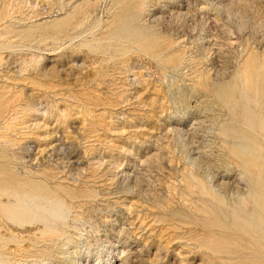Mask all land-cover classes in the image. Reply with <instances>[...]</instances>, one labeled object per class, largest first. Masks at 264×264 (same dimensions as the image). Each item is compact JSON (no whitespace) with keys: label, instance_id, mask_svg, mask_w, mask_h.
Wrapping results in <instances>:
<instances>
[{"label":"rangeland","instance_id":"1","mask_svg":"<svg viewBox=\"0 0 264 264\" xmlns=\"http://www.w3.org/2000/svg\"><path fill=\"white\" fill-rule=\"evenodd\" d=\"M263 170L264 0H0V264H264Z\"/></svg>","mask_w":264,"mask_h":264},{"label":"bare ground","instance_id":"2","mask_svg":"<svg viewBox=\"0 0 264 264\" xmlns=\"http://www.w3.org/2000/svg\"><path fill=\"white\" fill-rule=\"evenodd\" d=\"M253 169H254V167H253ZM251 171H252V170H251ZM263 171H264V170H263ZM256 172H257V171H256ZM225 186H226V185H225ZM238 189H239V188H238ZM247 205H248V204H247ZM245 207H246V206H245ZM263 210H264V209H263ZM263 210H262V211H263ZM262 211H261V212H262ZM245 222H246V221H245ZM255 223H256V222H255ZM56 237H57V236H56ZM263 237H264V236H263ZM69 260H70V261L68 262V264H73V254L70 255V259H69ZM74 264H78V263L76 262V263H74ZM86 264H87V262H86Z\"/></svg>","mask_w":264,"mask_h":264}]
</instances>
